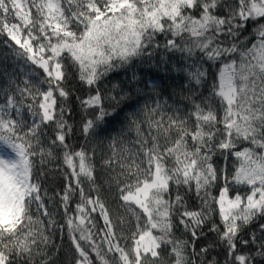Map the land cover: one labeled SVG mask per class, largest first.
I'll return each mask as SVG.
<instances>
[{
	"label": "snow or ice",
	"instance_id": "obj_1",
	"mask_svg": "<svg viewBox=\"0 0 264 264\" xmlns=\"http://www.w3.org/2000/svg\"><path fill=\"white\" fill-rule=\"evenodd\" d=\"M65 244L69 264H217L215 244L264 264V0H0V264Z\"/></svg>",
	"mask_w": 264,
	"mask_h": 264
},
{
	"label": "trees",
	"instance_id": "obj_2",
	"mask_svg": "<svg viewBox=\"0 0 264 264\" xmlns=\"http://www.w3.org/2000/svg\"><path fill=\"white\" fill-rule=\"evenodd\" d=\"M145 71H146L145 69H142L139 65H136L134 67L128 68L127 70L121 69V70H118L117 72L112 73L109 77V80L111 81V83H122L127 88V87H131L130 81L132 79L133 72H136L138 75L143 76ZM147 75L153 76L155 74L152 72H149ZM109 80H106L104 82L105 85L108 87H110ZM162 83L165 87H167L168 85L173 84L174 81L165 78L163 79ZM70 87L73 90V95L71 97L69 106L73 109V111L71 113L69 123H71L75 128L74 137L71 142L78 145L79 143L82 142V137H80L79 129H80V125L82 123L84 114L80 109L79 102L76 100V97L83 96L87 93H86V89L83 86L79 85V83L76 82L75 80L70 81ZM165 96H167V93H165ZM169 102L171 103V101ZM49 167L54 168L56 167V165L55 163H53L49 165ZM46 183L50 188L59 186L62 183V180L60 178V173L59 172H48L46 176ZM177 234L179 235L180 233H177ZM215 240H216L215 235L209 234L207 241L203 239L200 240L197 244V247H200L205 243H211ZM70 258H71V254L68 250L67 244H65L63 247V250L61 251L59 255L57 264H69ZM213 258H215V261L217 262V264H225L226 250L224 249V247H222L219 244H215L205 259L211 260Z\"/></svg>",
	"mask_w": 264,
	"mask_h": 264
}]
</instances>
